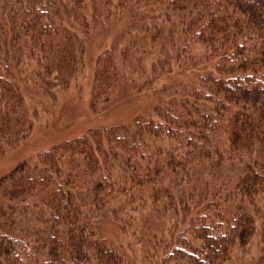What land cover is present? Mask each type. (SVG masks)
I'll list each match as a JSON object with an SVG mask.
<instances>
[{"label": "trees", "instance_id": "trees-1", "mask_svg": "<svg viewBox=\"0 0 264 264\" xmlns=\"http://www.w3.org/2000/svg\"><path fill=\"white\" fill-rule=\"evenodd\" d=\"M118 21L94 105L134 67L138 91L158 68L187 83L150 116L56 142L0 178V264H135L99 228L110 213L128 231L149 207L175 220L141 264H232L264 236V0H0V151L37 116L22 93L29 57L68 83L91 29Z\"/></svg>", "mask_w": 264, "mask_h": 264}, {"label": "rangeland", "instance_id": "rangeland-1", "mask_svg": "<svg viewBox=\"0 0 264 264\" xmlns=\"http://www.w3.org/2000/svg\"><path fill=\"white\" fill-rule=\"evenodd\" d=\"M119 23L120 21L105 28L100 25L91 29L85 40L83 60L68 83L62 75H47L43 69L37 72L35 61L29 57L28 63L23 66L26 81L22 85V93L29 114L36 111L37 116L27 136L3 145L0 151V178L22 160L34 163L41 150L50 149L56 142L74 139L90 130L130 124L137 116L148 117L151 115L153 98L179 93L186 85L184 79L176 82L158 68L154 80L148 83L146 90L138 91L135 84L138 70L134 67L125 76L134 77V83L129 80L126 82V79L115 91L112 90L109 100L94 105L96 59L111 47ZM30 46V41H22L15 49V54L26 57ZM151 59L152 55H148L144 68L152 78V66L149 65ZM142 79H146L145 73ZM137 215L139 221L131 220V223L125 225L128 231L124 232L121 221L108 213L100 224L99 232L112 245L122 246L133 258L136 257L139 263L135 261V264H141L145 260L144 256L153 250V235L157 238L163 236L166 241L172 238V232L168 233V229L174 224L175 217L170 211L158 212L150 207ZM235 249L237 252L232 258V264H250L251 260L256 262L264 257V236L256 233L249 244Z\"/></svg>", "mask_w": 264, "mask_h": 264}]
</instances>
